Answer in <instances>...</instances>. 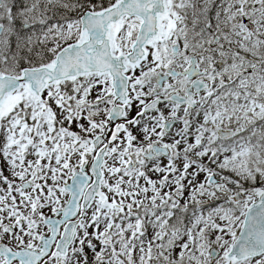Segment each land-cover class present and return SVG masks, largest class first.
Here are the masks:
<instances>
[{
	"label": "snow or ice",
	"instance_id": "obj_1",
	"mask_svg": "<svg viewBox=\"0 0 264 264\" xmlns=\"http://www.w3.org/2000/svg\"><path fill=\"white\" fill-rule=\"evenodd\" d=\"M0 264H264V0H0Z\"/></svg>",
	"mask_w": 264,
	"mask_h": 264
}]
</instances>
